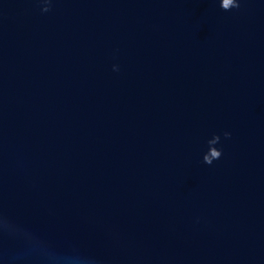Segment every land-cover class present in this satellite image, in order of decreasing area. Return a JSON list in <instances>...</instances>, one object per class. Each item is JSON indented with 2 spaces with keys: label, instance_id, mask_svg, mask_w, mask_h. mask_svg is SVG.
I'll use <instances>...</instances> for the list:
<instances>
[{
  "label": "water",
  "instance_id": "1",
  "mask_svg": "<svg viewBox=\"0 0 264 264\" xmlns=\"http://www.w3.org/2000/svg\"><path fill=\"white\" fill-rule=\"evenodd\" d=\"M0 264H264V0H0Z\"/></svg>",
  "mask_w": 264,
  "mask_h": 264
}]
</instances>
